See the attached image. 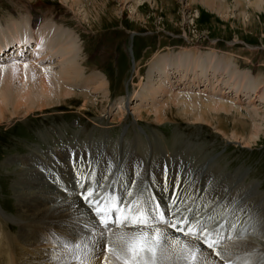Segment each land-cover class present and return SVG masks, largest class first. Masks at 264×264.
Listing matches in <instances>:
<instances>
[{
    "label": "rangeland",
    "instance_id": "374dc122",
    "mask_svg": "<svg viewBox=\"0 0 264 264\" xmlns=\"http://www.w3.org/2000/svg\"><path fill=\"white\" fill-rule=\"evenodd\" d=\"M252 1L223 0L221 4H216L217 7L214 6L216 9H211L204 0H0V32L5 35L0 36L1 43L4 38L11 40L12 22L22 23L26 31L24 36L27 38L32 36V28L39 30L46 25L56 24L57 35L67 37L68 42L73 45L72 58L76 60L83 74L81 78L69 81V85L65 86L71 94L62 96L52 106L49 105L45 110L36 108L26 115L21 111L13 115L14 94H18L20 87H25V84L29 85L27 88L30 86L33 88L34 85L36 87L37 82L31 65L40 69L51 66L53 71L59 72L62 61L59 53L55 54L53 60L52 58L42 60L45 51L47 52L45 48L40 51V58L19 56L21 57L18 58L19 60L0 61V90H8V95H12L7 99L12 105H8L7 118L0 121V225L9 224L12 233L18 236L19 240L21 238L20 241L26 245L32 244L41 249L65 252L62 241L69 238L77 240L79 237L75 234L71 236L67 234L70 231L64 232L56 227L51 229L59 231L56 233L60 234L59 238L55 237L56 231L53 230L48 233L40 229L35 233L28 229L37 224L19 217L20 207L15 188L21 187L22 184L23 187L25 186L24 182L19 183V179L25 180L29 177L27 179L34 182L55 185L54 190H61L65 198L73 194L83 197L81 191L76 192L82 190V186L89 188L95 168L101 165L102 167H97L96 171L98 173L103 171L102 176L99 177V184L105 185L108 177L114 173L118 176V187L113 185L111 188L119 190L121 161L129 158L132 159L131 162L135 159L138 162L136 153L140 150L146 154L145 164L149 163L146 167L147 178L151 168L160 165L159 161L165 166L164 173L168 171L167 167L173 164L171 160L174 164L179 163L180 158L173 157L170 160L167 157L168 151L178 153L176 156L179 157L180 153L184 155L188 153L193 158L195 156V159L202 157L203 162L197 168L195 175L199 174V180L205 185L201 197L202 199L206 197L204 202L207 207L217 202L215 208L221 205L222 210L228 207L227 211L238 212L236 202L240 201L237 194H240L241 200L247 198V201H251L250 198L255 197L263 206L264 134L257 142L248 146L232 137L235 131L248 137L253 123L264 117V97L258 96L259 94L264 96V7L256 9ZM26 46V55H28L32 48L30 44ZM198 60L204 63L198 70V76H203L201 82L194 80V76L189 74L190 69H186V67L191 68ZM213 60L218 67L210 65ZM15 65L22 68L21 72L10 70V67ZM225 67L229 70L225 73L221 84L215 82L209 85L204 80L208 79L211 73L221 74ZM24 68L31 70L25 73ZM10 72L12 74H9ZM238 75L248 76L251 85L249 84L250 89L248 87L246 91H239L237 95L235 93L238 87L235 84L240 82H235V79ZM3 76L6 79L11 76L12 78L8 79L12 82L6 83L7 80ZM98 83H103L105 86L99 90ZM162 86L170 89L171 92L165 93L159 90ZM255 89L259 91L258 95ZM224 90L228 93H224ZM172 98H176V101L180 98L191 101L189 102L191 106L182 102L181 106ZM210 99L223 102L226 100V103L239 110L232 108L228 115L209 113V122L195 120L194 116L200 115L198 109H203ZM201 103L205 104L201 105ZM186 105H189L187 109H185ZM197 106L199 108H196ZM157 112L160 113L162 120L157 119ZM86 149L90 151L88 155ZM108 149L114 150L111 151L114 153L112 159ZM77 151L79 153L82 151L81 154L85 157H81V161L87 160L90 163L89 170L92 166L93 169L91 172L87 169V173L81 171L79 176L73 179L74 171L69 170L63 174L61 168H56L54 164L59 165L61 161L76 164L75 155L79 156ZM107 153L110 155L108 156ZM157 155L160 159L155 161L158 159ZM42 158L54 162L55 170L51 172L44 168V164H38ZM27 161L29 163L34 161L32 164L36 165L40 176L17 174V170L25 168ZM115 161L118 167L116 172ZM131 162L129 161L128 164ZM77 164L80 167V163ZM142 165L143 163L140 162L139 166H136L139 169L134 168L135 172L129 171L126 181L133 179L134 183L138 184L143 174L140 170ZM190 166L188 161L184 160L181 170L185 172ZM210 167L215 170H211ZM46 170L50 172L47 173ZM60 172L63 177L69 176L74 180L69 188L65 186L60 188L61 185L54 181ZM176 173L177 184L178 181L182 184L183 175L178 169L173 172V180H176ZM157 174L162 175L161 171ZM103 180L105 184L101 183ZM213 180L220 183H215ZM234 181L240 183L243 188L238 187V190ZM95 184L91 186L92 190ZM135 184L132 185L131 181L130 189ZM203 185L198 188L201 189ZM128 187L127 184V190ZM222 187L229 189L223 190ZM217 192H224L223 198L219 199ZM192 197L193 195L190 200ZM60 200L62 198H59ZM51 205L46 203L42 208ZM212 214L207 220V225L216 219ZM84 217L90 222L93 221L87 209ZM232 221L234 219L230 222ZM252 222L247 226L250 227ZM37 223L47 225L45 226L47 228L53 226ZM25 224V228H21ZM83 224L87 223L83 222ZM165 226L161 224L156 228L161 230ZM35 228L36 226L31 229ZM96 228L93 226V229L89 230L95 236L105 231L99 226L98 229ZM132 228L138 230L139 227ZM256 228L254 236L264 237V223L260 229L257 225ZM111 231L108 230V233L110 234ZM248 231L251 233L252 229L248 228ZM25 232L32 234L27 236ZM250 235L246 234L245 237ZM2 243L4 242L0 241V247ZM105 255L103 250L99 257ZM107 255L109 258L112 253ZM113 257L111 256L115 260L116 256ZM240 257L242 256L238 258ZM238 261L245 260L242 258ZM0 264H6V260L0 258ZM250 264L261 263L255 257Z\"/></svg>",
    "mask_w": 264,
    "mask_h": 264
},
{
    "label": "bare ground",
    "instance_id": "6f19581e",
    "mask_svg": "<svg viewBox=\"0 0 264 264\" xmlns=\"http://www.w3.org/2000/svg\"><path fill=\"white\" fill-rule=\"evenodd\" d=\"M222 1L223 0H204V3L208 7L213 9V8H215L214 6L217 7V5L221 4ZM240 2H241V0H240ZM251 3L256 9H263V7H264V0H253ZM225 6H223V7L225 8ZM21 24L22 23H20V22H12L10 24L11 25V32H10L11 40L9 39L10 41H8L7 38H4L3 43L0 42V61L4 62L5 60H19L18 58H21L19 56H27V57H31V58H40L41 57L40 51L45 48V50H47V52L45 51V55L42 58V60H45L48 58H50V59L52 58V60H53L55 54L57 53V55H58V53H59L60 59L62 61V66L60 65L61 69L58 72L55 69H54L55 71H53L51 66L47 67V68H49V70H48L47 68H41L40 69V67L37 68V67H33L31 65V68L34 71L33 75H34L35 80L37 82L36 87L34 85L33 88H31V86H30V88H27V87H29V85L27 86V84H25L26 85V86L24 85L25 87H20L19 90L17 89L18 92L17 91L16 92L18 94L15 93L14 97H13V98H15V99H13L14 100L13 101L14 102L13 103L14 109L12 112V114L14 113L13 115H16V113L19 114L20 113L19 111H21L24 115H26L27 113H29L30 111H32L36 108H39L40 110H45L47 107H49V105L52 106L53 104L57 103L62 98V96H67V95L71 94L65 87V86L69 85V81H73V80L76 81L77 78H81L83 76L82 71L79 70L78 63L76 62L75 59L72 58L73 45H71V42L70 43L68 42L67 37H63V36L59 37L57 35L56 24L46 25L45 27H42L39 30L32 28L33 34L30 38H27L24 36V33L26 31H24L25 27ZM0 36H5V35L3 32H0ZM26 43L30 44V46L32 48V49H30L28 55H26L27 54V49H26L27 44ZM53 45H54V47H53ZM4 55H6V56L4 57ZM20 61H21V59H20ZM203 64L204 63L202 61L198 60L192 64L191 68L186 67L187 70L190 69L189 70L190 76L193 75L194 80L196 79V81H198V82H201L203 80L202 75L198 76V74H199L198 70H200L201 65H203ZM210 65L211 66H213V65L217 66V63L214 64V60H213L210 62ZM227 68L225 67V69L221 72V74L215 73V72L213 74L211 73V75L208 76L209 78L204 79V80L206 82H208L209 85L215 84V82H218V83L220 82V84H221L225 78V75H226L225 73H228L229 69H227ZM12 69L21 72L22 68L19 65H15V66L10 67L11 71H12ZM29 70H31V69H29ZM29 70L24 68L25 73H27L26 71H29ZM183 71H184V69H183ZM30 72H32V71H30ZM38 72H40L42 74L39 75L40 73L37 74ZM176 72L178 73L179 71H176ZM167 73H168V71H167ZM9 74H12V73L10 72ZM168 74H166V77ZM33 75H31V76H33ZM234 75H235V73H234ZM177 76H179V74H177ZM186 76L187 75L185 74V77ZM10 77H8V78H10ZM16 77L17 76H15V78ZM160 77H161V75H160ZM183 77H184V75H183ZM247 77L248 76H242V75H238L236 77L235 82H240V83L235 84L238 87L235 94L238 95L239 91H243V90L246 91L245 89H247L251 85L249 83L250 81H249V79H247ZM8 78L7 79L5 78L7 80L6 83H9L11 81ZM189 78L190 77L188 75V79ZM232 78L233 77H231V79ZM170 79H171V77H170ZM4 80H3V82H4ZM231 81L233 82L234 80L232 79ZM29 82H30V80H29ZM2 83H1V85H2ZM185 84L186 83H184V85ZM21 85H23V83ZM6 86H9V84H7ZM103 86H105L103 83H100V84L98 83L97 89L100 90L103 88ZM2 87H5V86H2ZM34 87L36 89H34ZM6 89H8V88L6 87ZM160 89H161V91H164L165 93H166V91L171 92L170 89L164 88L163 86H162V88L160 87L159 90ZM249 89H250V87H249ZM6 91H7V93H6ZM256 91H258V90L255 89V92ZM226 92L227 91L224 90V93H226ZM12 93H10V94H12ZM258 94H259V91L257 92V95ZM237 95H234V96L236 97ZM262 95L259 94L258 96L260 98L264 97ZM10 96H12V95H8V90H5V89L0 90V121L7 118V109H8V105H10V103L7 99H9L8 97H10ZM175 97H177V95ZM172 99H174V101L178 102L179 104L181 102L182 103H189V102L191 103V101L188 102V101L183 100V99H182L183 100L182 101L181 98L180 99L177 98L178 101H176V98H172ZM192 99L193 98H191V100ZM206 101H208V100H206ZM194 102L196 103L195 99H194ZM194 102L192 103V105L194 104ZM190 103H189V105L191 106ZM11 104H12V102H11ZM202 104H205V103H201V105ZM180 105L182 106V104H180ZM196 105H198V104H196ZM10 106H12V105H10ZM188 106L186 105L185 109H187ZM196 108H199V107L197 106ZM232 108H236V107H232V105L228 104V102L226 103V100H225V102H223L222 100L217 101L216 99H210L209 102H206L203 109H198L200 112V115H198V116L196 115V114H198V111H197V113L195 114L196 116H194L195 117L194 119L197 121L200 120V121L209 122L210 121V119L208 118L209 113L216 112V113H221V114L223 113L222 115H224V114L228 115V112ZM236 109L239 110V108H236ZM188 110H189V108H188ZM159 111L161 113V110H159ZM222 111H224V112H222ZM160 113H158L156 116L158 120H162ZM193 113H194V111H193ZM10 114H11V112H10ZM18 114H17V116H18ZM13 115H11V116H13ZM8 117H9V115H8ZM256 120H257V118L255 119V121ZM243 123H244V121H243ZM253 124L254 125L252 127L251 133L248 137H245L242 133H238V131L233 132L232 137L239 139V141L241 140L247 146L257 142L261 138V135L264 134V117H262V119H260V121L257 120V122H254ZM236 126H237V124H236ZM220 130L222 131L221 128H220ZM78 149H79V147H78ZM107 151H109L111 153L112 156L110 159H112L114 156V153L111 151H114V150L108 149ZM136 151H138V150H136ZM140 151L136 153V156L138 158L137 159L138 162L136 161V159H135V161L131 162L132 159L130 160L129 158H125V160L121 161L122 162V163H120L121 164L120 165L121 175H120V181H119V190L120 191H122L124 182L126 180H128L129 171L135 172L134 168L139 169L136 166H139V163L141 162V163H143V165L140 167V170L143 172L142 178H140L139 183L135 184L134 188H132L131 195L134 194V192L141 185L143 180L149 179V178H150L149 180H151L152 183H154L157 187L161 188L160 190H162V188L168 186L169 183L176 185L177 184V181H176L177 180V173L175 175L176 180H173V172L177 169L179 170V173L183 175V181H182V184L180 186L181 198L185 197L186 193L190 197L193 195V197L190 200V203H188V204H191L192 200L195 197H197L199 192H201V195H202L203 189H205V185H203V182L201 180H199L200 175L199 174L195 175L197 168L203 162L202 157L195 159L196 158L195 156L193 158L192 155L190 156V155H188V153L187 154L185 153V155H188L187 157L183 153H180L179 154L180 157H179V156H176L178 153L175 154L176 152H174V151H173L174 153L168 151L167 157L170 158V160H171V158L173 159V157H178V158H180V160H178L179 161L178 164H174L173 160H171V163H173V164H170V162H169L170 165L168 167L166 166L169 173H168V177L166 178V181H165V179H164L165 178V176H164L165 175V173H164L165 172V170H164L165 166H163L161 164V161H159V163H160L159 166H157V167L153 166L151 168L150 175H148V178L146 177V167H148L149 163L145 164L146 160H147V158L145 157L146 154L144 153V151L143 152L142 151L140 152ZM81 152L79 153L77 151V153H79V156L75 155L76 160H77L76 162L80 163V167L78 166L79 164H77V163L76 164L75 163L70 164L69 162H66V161H61L59 165H56L57 163L54 164V162L48 161L44 158H42L38 164H44V168L51 170V172L55 170L53 164L56 166V168H61L63 174L66 171L72 170L75 172L73 174L72 178L75 179L79 176V173L81 171L87 173V169L89 170V167H90V163L87 162L86 158H85L86 161H81L80 158L85 157V155H82ZM89 152H90L89 149H86V155H88ZM110 153H107V155L108 154L110 155ZM57 154L62 156V154L60 152H57ZM130 154H131V152H130ZM190 154H192V153L190 152ZM193 154H195V153H193ZM80 155H82V156H80ZM98 155H99V153H98ZM68 158L72 159L71 156H68ZM156 158H158V159H155V161L159 160L160 156L157 155ZM103 159L105 160V156L103 157ZM184 160L185 161L187 160L188 163L191 165L190 168L186 169L185 172H183L181 170V164L184 162ZM99 161H102V160L99 159ZM129 161L131 163L128 164ZM33 162H30V163L28 161L25 162V163H27V165L25 166V168H21L20 170H17V174L40 176V172L38 171V169H36V165L32 164ZM117 162H116L115 172L118 170L117 169L118 168ZM172 165L174 167H172ZM210 168L213 171L215 170L213 167H210ZM49 170H46V172L49 173L50 172ZM158 171H161V174H163V175H161L162 178L159 177V175L157 174ZM46 172H44V173H46ZM120 172H118V173L120 174ZM28 173H31V174H28ZM69 173L70 172H68V174ZM63 174H61V172H60L59 176L56 175V178L54 179V181L57 182L58 185H61L60 188H62L63 186L69 188L70 185L73 184L72 181H74V180H72V178H70L69 176L63 177L62 176ZM151 174H153V175H151ZM89 176H90V174H89ZM229 177H231V176H229ZM27 178H29V177H26L25 180L23 178H22L23 180L19 179V183L20 182L25 183L24 187L22 184L21 187L18 186L16 188L15 187L14 188H15L16 197H17L19 207H20L19 208V210H20L19 217L21 219H23L24 221L30 220V221H33L32 223L37 224V225L34 224L36 226L35 229H31V228L35 227V226L31 225L32 227L28 230L29 231L32 230V231H35V233H37L40 229L41 230L44 229L42 231L49 233V231L53 230L51 228L56 227L58 229L60 228L61 230H64V232L70 231L67 234H71V236H74L73 234H75V236L79 237V239H77L75 241L96 240L97 243H96L95 249H94L95 259L93 261V264H100V261H103L105 259V256L99 257V254L101 253V251L104 250L105 240L100 239L101 234H98V236L91 234V232L88 229H86L85 225L82 224L81 221H83L84 223L86 222L88 224H92L93 222L92 221L90 222L89 220L85 219L84 213L86 212L87 208L85 209V204L83 203V201H81V198L78 197V195H76V194L69 195V197L65 198V195L61 190H59V189L57 191L54 190V188L56 187L55 185H54L55 186L54 187L53 185H51L47 182L46 183L40 182V181L34 182L31 179H27ZM117 179H118V176H115V174L113 173L110 175V177L107 180V183L105 185L98 184V187L99 188L104 187L105 189L111 188V186H113V185H116V187H118ZM62 180L64 181L63 184L61 182ZM79 180H80V178H79ZM226 180H229V179H226ZM98 181H99V178H98ZM214 182L220 183L217 181H214ZM234 182H235L236 188L239 190L238 187H241V184L236 182V181H234ZM101 183H102V181H101ZM200 185L201 186L203 185V187L201 188L202 190L198 188ZM128 186H129L128 188L130 189V184ZM241 188H243V186ZM222 189L228 190L229 188L222 187ZM80 191L83 193V195H87V192L85 193L84 189L79 190L76 193H78ZM191 191H193V192H191ZM217 193H219V196H220L219 199L223 198V195L225 194L224 192H217ZM237 197H239L238 200L240 201L239 203L236 202V205L238 206L239 211L238 212H231V215H229V217L227 218V221L230 222L235 217H237L236 221L237 220L239 221L242 218V220H241V226L242 227L247 226L251 221H253L251 226H250L252 228L251 235H253V237L251 236L248 239L236 240L235 242H232L230 245H228L227 248H224L223 250H219V252L221 253L220 256L215 255V253L217 251H211V250L199 245L195 240H193L189 237H185L183 235L172 233L166 227L162 228L160 230V232L165 233V234H169L171 236L172 240H176V239L181 240L183 242V244H187L189 247L199 248L200 254L204 258V264H224L225 261L230 262L232 260H237V259H242V258H245L244 259L245 261H242V262H246V260H249L248 259L249 257H257L258 262H260L262 264V263H264V240H263L264 237L254 236V235L256 233V225L260 229L264 223L263 222L264 221V212H263L264 211V205L262 206L261 203H259V200L256 199L255 197L252 199L250 198L251 201L248 200L249 202L247 201V198H246V200H243V199L241 200L240 194H237ZM59 198H62V200L59 201ZM201 200H203V199H201ZM203 202H204V200H203ZM46 203H50L52 205L50 207H47V208H42L43 204H46ZM216 203L217 202L213 203L212 205H210L208 207L205 205L202 209V212H204V213L208 212L210 217H211V213H213L214 215H217L222 211H223L222 212L223 216L228 214V212H229V211H227L228 207L224 208V210H222L221 205H219L218 207L215 208ZM193 214H195V208L192 209L190 216H192ZM198 216L195 215L193 217L197 218ZM193 217H191V218H193ZM37 222H40V224L45 223V224L53 225V226L52 227L49 226L47 228V227H45L47 225H43V224L38 225ZM6 224L7 223H2L0 225V233H1L0 241L4 242V243H2V245L0 247V258H4L6 260V264H56L55 260L53 259L54 257L62 256V254L66 255L65 252H61L59 250L45 249V248L41 249V248L35 247L32 244L26 245L25 243H22V241H20L21 238L19 240L18 236H15L12 233L13 230L10 228V225L9 224L6 225ZM5 225H6V227H5ZM252 225H253V227H252ZM24 226H26V224L22 225L21 228H25ZM7 229H10L11 231H9ZM56 230H53V231H56ZM138 231H140V229L135 230L132 227H127V228H123V229L116 228V229L112 230L110 234L108 233V236H109L108 243L111 244L114 249L119 250V248H120L119 243L118 242L114 243V241H116V238L120 235V233L123 232V233H127V234L131 235V234L136 233ZM30 233L32 234V232H29V234ZM56 233H59V231L54 232V235H56L55 237L59 238L60 234L58 235ZM29 234L25 232V235L30 236ZM35 237H37V235ZM65 240H67V239H65ZM69 240H73V238H69ZM59 241L61 243L62 239L60 238ZM101 245H102V250H101ZM164 247L167 248L168 245L165 244ZM173 247H175L177 249V251H172L170 249L169 252L167 253V258L162 259V260L158 259V264H184V262L182 260L178 261V259H177L178 255L183 256V254H184L182 251H179L181 246L175 245ZM232 248H234V249L232 250ZM109 254L111 255V253H109ZM107 256H109V255H107ZM111 256L113 257L114 255L112 254ZM111 256L109 258H107L109 261V264H121V261L118 258L115 257V260H114L111 258ZM158 256H159V253H158ZM239 256H242V257L238 258ZM221 257H223L225 259L222 261Z\"/></svg>",
    "mask_w": 264,
    "mask_h": 264
},
{
    "label": "snow or ice",
    "instance_id": "6c2138e0",
    "mask_svg": "<svg viewBox=\"0 0 264 264\" xmlns=\"http://www.w3.org/2000/svg\"><path fill=\"white\" fill-rule=\"evenodd\" d=\"M94 194L95 189L89 191L85 196V200L92 205L99 224L105 229L101 233L100 239L105 240L104 251L106 255L105 259L100 261V264H109L107 253L115 255L121 261V264H158V259L167 258L170 249L177 251L173 247L175 245H180L179 251L184 253L183 256H177L178 261L182 260L184 264H204V258L200 254L199 248L189 247L179 239L172 240L169 234L161 233L158 228H153V223L168 224L185 237L193 236L197 240H201L209 249L216 247L215 242H209L207 239V237L213 235V232H209L207 227L199 220L193 223L183 219L179 223L187 225V227H178L176 221H169L166 218L165 212L160 210L159 205L146 208L140 201L125 203L123 199L106 204L103 197L93 203L89 200V197L94 196ZM129 195L131 194L129 193ZM108 213H112V217H109ZM113 225L138 226L140 231L131 235L120 233L114 241V243L118 242L120 245L119 250H116L108 243V230ZM96 243V240H63L62 247L66 255L62 254V256L53 259L56 264H93ZM165 244L168 245L167 248L164 247ZM215 255L220 256L221 253L217 251Z\"/></svg>",
    "mask_w": 264,
    "mask_h": 264
}]
</instances>
